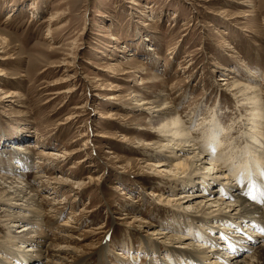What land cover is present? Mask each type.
Here are the masks:
<instances>
[{
  "label": "rangeland",
  "instance_id": "obj_1",
  "mask_svg": "<svg viewBox=\"0 0 264 264\" xmlns=\"http://www.w3.org/2000/svg\"><path fill=\"white\" fill-rule=\"evenodd\" d=\"M1 72L0 165L12 145L29 155L27 181L53 226L48 241L63 230L73 237L62 264H148L145 251L164 248L158 234L169 216L184 213L165 199L200 189H165L176 173L156 167L165 142L150 106L138 104L165 98L199 143L201 123L216 122L219 138L234 142L228 153H242L248 112L229 85L256 84L264 104V0H0ZM130 208L144 223L123 219Z\"/></svg>",
  "mask_w": 264,
  "mask_h": 264
},
{
  "label": "bare ground",
  "instance_id": "obj_2",
  "mask_svg": "<svg viewBox=\"0 0 264 264\" xmlns=\"http://www.w3.org/2000/svg\"><path fill=\"white\" fill-rule=\"evenodd\" d=\"M109 69L108 71H112V68ZM3 76L4 73L1 72L0 77ZM229 88L233 97L240 99L236 104L240 103V108L245 113L248 112V119L244 120L248 130L242 135L244 147H241L242 153L239 154L238 147L235 146L233 155L228 153L233 149L234 142L227 139L228 134H224L223 139L219 138V124L216 122L207 124V120H204L205 125L201 123L203 142L199 143L198 137L191 134L190 127L181 120L177 111L170 108L165 98H146L138 104V108L150 106L143 110L152 117L150 123L158 126L157 137L165 142L161 148L162 153L157 154L160 160L156 167L167 166L170 172L176 173L165 189L171 193L176 188L187 185H195L194 187L200 189L193 195L188 192L172 200L165 199L169 206L174 201L177 205H182L184 213L181 214L180 210L172 211L173 215H170L167 221L168 233L158 234L162 236L159 237L161 240H157L163 243V249L154 244L157 246L152 252L151 249L148 252L144 250L145 255L150 254L148 264H151L152 258L156 256L157 264H264V203L261 202L264 199L261 196V193H264V181L252 187L261 174H264L263 96L257 85L251 82L238 83L234 80ZM63 93L69 94L72 91L59 92ZM19 95L16 92L10 96L16 98ZM84 107L81 105L76 109ZM155 109L158 114L154 116ZM27 148L36 149L37 146ZM10 150L13 151L8 155L10 165L7 164L6 167L3 162L0 165V202H3L0 203V227H6L4 229L7 231L6 235L0 238V264H62V256L72 253V236L63 230L61 232L66 235L58 237L59 241L54 242L50 238L48 241L47 234L53 226H49L51 224L48 225V222L40 218L43 204L37 195L39 190L33 189L32 182L27 181L25 170L30 165L29 155L26 152L19 153L18 147L13 145ZM171 156L178 158V161L172 163L173 161L169 160ZM246 157L250 158L247 160ZM7 173L12 176H6ZM40 178L41 176L35 181H41ZM55 183L57 186L65 185L64 182ZM213 189H218L220 194L214 196ZM252 196L256 197L255 202L250 198ZM194 197L201 199L190 201ZM127 200L135 201L129 195ZM130 210L127 214L124 213V220L144 223L142 220L145 215L136 209ZM131 214L134 216L130 217ZM185 233L188 236L184 235ZM211 234H216L217 245L211 240ZM192 239L209 244L213 248L196 245ZM245 243L248 244L245 246V254L248 255L244 260L238 261L239 252ZM109 244L114 243L109 241ZM161 250L166 253L164 257L156 252ZM220 254L224 256L219 257ZM212 259L215 261L210 262ZM126 263L131 264L129 261ZM74 264L85 263L78 261Z\"/></svg>",
  "mask_w": 264,
  "mask_h": 264
},
{
  "label": "snow or ice",
  "instance_id": "obj_3",
  "mask_svg": "<svg viewBox=\"0 0 264 264\" xmlns=\"http://www.w3.org/2000/svg\"><path fill=\"white\" fill-rule=\"evenodd\" d=\"M264 181V174H261L259 177V180L257 181L256 184H253L252 187H256L260 182ZM261 196L264 197V193H261ZM254 202L256 201V197L252 196L250 197ZM262 203H264V199L261 200Z\"/></svg>",
  "mask_w": 264,
  "mask_h": 264
}]
</instances>
